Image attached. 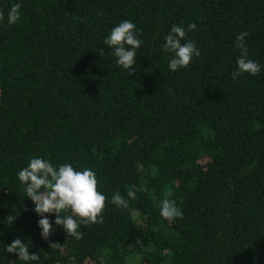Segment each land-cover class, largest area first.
<instances>
[{
  "label": "trees",
  "instance_id": "16d2710c",
  "mask_svg": "<svg viewBox=\"0 0 264 264\" xmlns=\"http://www.w3.org/2000/svg\"><path fill=\"white\" fill-rule=\"evenodd\" d=\"M0 15V264H24L4 250L16 238L39 264H264V0H0ZM125 19L144 41L131 73L103 43ZM190 22L201 54L170 71L164 36ZM240 32L261 72L234 79ZM33 156L95 172L105 208L79 239L42 238L16 176ZM165 198L182 219L160 217Z\"/></svg>",
  "mask_w": 264,
  "mask_h": 264
},
{
  "label": "clouds",
  "instance_id": "9594fccd",
  "mask_svg": "<svg viewBox=\"0 0 264 264\" xmlns=\"http://www.w3.org/2000/svg\"><path fill=\"white\" fill-rule=\"evenodd\" d=\"M21 5L14 3L8 10L7 23L15 24L21 18ZM0 15V19H2ZM197 25L194 22L184 25H173L164 36L163 48L171 54L168 69L176 71L189 65L194 57L200 56L196 43L187 39L186 32H191ZM247 32H240L235 38L236 47L241 55L236 59V70L232 72L235 79L242 73L258 75L261 65L249 59L245 46ZM103 43L112 50L115 63L123 69L132 72L137 63V49L144 43L140 29L131 20H121L104 38ZM17 179L23 187L24 196L34 204L33 211L40 217L37 224L41 229V236L47 239L53 224L60 225L71 237L80 238L81 224L98 223L105 208V194L97 190V177L89 168L76 169L71 163L54 165L42 156H33L25 167L16 173ZM138 190L132 185L126 192V197L119 192L113 194L110 203L117 208H127L129 200L135 199ZM53 214L54 220L45 214ZM159 215L164 220L182 219L183 212L175 200L165 198L159 203ZM61 244L50 243V248H60ZM4 250L15 253L17 259L24 264H39L40 258L36 253L29 252V246L20 238L5 244Z\"/></svg>",
  "mask_w": 264,
  "mask_h": 264
}]
</instances>
